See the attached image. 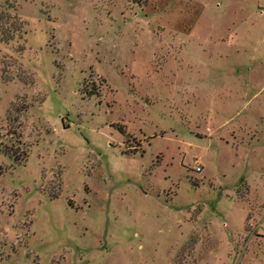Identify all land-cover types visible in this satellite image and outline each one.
Segmentation results:
<instances>
[{
	"label": "rangeland",
	"instance_id": "obj_1",
	"mask_svg": "<svg viewBox=\"0 0 264 264\" xmlns=\"http://www.w3.org/2000/svg\"><path fill=\"white\" fill-rule=\"evenodd\" d=\"M0 264H264V0H0Z\"/></svg>",
	"mask_w": 264,
	"mask_h": 264
},
{
	"label": "trees",
	"instance_id": "obj_2",
	"mask_svg": "<svg viewBox=\"0 0 264 264\" xmlns=\"http://www.w3.org/2000/svg\"><path fill=\"white\" fill-rule=\"evenodd\" d=\"M16 31V30H15Z\"/></svg>",
	"mask_w": 264,
	"mask_h": 264
}]
</instances>
